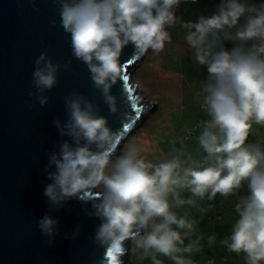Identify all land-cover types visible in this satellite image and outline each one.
<instances>
[{
	"label": "clouds",
	"instance_id": "obj_1",
	"mask_svg": "<svg viewBox=\"0 0 264 264\" xmlns=\"http://www.w3.org/2000/svg\"><path fill=\"white\" fill-rule=\"evenodd\" d=\"M186 2L58 0V11L73 56L87 65L113 115L118 99L112 88L124 79V48L133 45L137 56L149 50L158 55L172 43L170 30L184 29L194 60L207 72L200 100L208 119L197 137L202 155L193 158L173 148L153 162L134 143L117 155L119 131L99 114V105L73 92L65 98L67 120L53 121L68 139L48 153L44 170L50 183L43 194L54 211L71 199L92 204L89 215L101 221L92 238L109 264H124L122 257L129 254L151 264H165L163 258L197 264L192 256L202 252L205 236L197 218L182 210L194 208L202 218L208 209L198 201L237 196L236 219L221 244L243 254L245 264H264V145L246 143L253 126L264 125V0H220L211 14L187 21L177 15ZM35 65L36 91L29 96L43 107L61 64L42 52ZM243 188L246 194L239 195ZM37 226L52 245L59 220L46 213ZM78 235L79 229L71 238ZM215 242V235L207 236L209 246Z\"/></svg>",
	"mask_w": 264,
	"mask_h": 264
},
{
	"label": "water",
	"instance_id": "obj_2",
	"mask_svg": "<svg viewBox=\"0 0 264 264\" xmlns=\"http://www.w3.org/2000/svg\"><path fill=\"white\" fill-rule=\"evenodd\" d=\"M58 9V0H0V264H109L105 249L92 238L101 223L89 215L92 204L71 199L54 211L43 194L50 183L44 170L48 153L68 139L60 137L53 121L67 120L69 94L85 96L119 131L117 154L151 109L133 80L147 53L137 56L133 45L124 48L121 63L128 80L120 79L112 88L118 99V112L113 115L93 85L87 65L73 56L71 37L60 26ZM42 52L61 64L58 83L45 93L48 104L43 107L29 96L36 91L33 71ZM64 64H69L67 70ZM46 213L59 220L52 245L37 226ZM77 229L79 235L71 238Z\"/></svg>",
	"mask_w": 264,
	"mask_h": 264
},
{
	"label": "rangeland",
	"instance_id": "obj_3",
	"mask_svg": "<svg viewBox=\"0 0 264 264\" xmlns=\"http://www.w3.org/2000/svg\"><path fill=\"white\" fill-rule=\"evenodd\" d=\"M219 2L220 0H196V3H191L189 0L181 4L177 15L186 21L195 20L201 14H211ZM170 31L173 37L172 43L166 44L164 51L158 55L149 50L133 72V80L138 84L146 105L151 106V109L144 112L145 118L142 125L124 142L117 155L121 154L129 143L138 145L141 155L153 162L164 159L173 148L183 150L185 154H190L193 158H199L202 155L197 137L202 131L201 122L208 119L200 100L201 85L207 79V72L194 60L192 51L184 41L185 30L177 26ZM257 142L264 145V125H254L246 141V143ZM97 191L100 190L97 189ZM241 191L246 193L245 189ZM216 197L218 200L215 201V206L218 214L209 209L201 218L196 209L190 210L188 206H185L182 211H187L197 218L198 229L205 226L212 227L214 221L219 219V214H222L224 219L226 214L234 210L232 204L237 203V196L222 197L217 194ZM198 203L208 209V205L213 204L214 201L205 199ZM225 205L231 209L221 210ZM192 210L194 213L196 211L195 215ZM212 216L214 217L211 218ZM223 219L219 224L223 222ZM208 251L210 250L203 248L202 252L193 254V257L201 254V262L199 260L196 262L205 263L211 257ZM242 255H238L239 260H236V264H245ZM125 259V264H151L150 260L141 261L131 254ZM163 259L165 264H172L170 260ZM233 262L234 259H228L226 264Z\"/></svg>",
	"mask_w": 264,
	"mask_h": 264
},
{
	"label": "crops",
	"instance_id": "obj_4",
	"mask_svg": "<svg viewBox=\"0 0 264 264\" xmlns=\"http://www.w3.org/2000/svg\"><path fill=\"white\" fill-rule=\"evenodd\" d=\"M243 189H245V192H246V188H243ZM241 193L246 194L243 191H241L239 193V195H241ZM216 200H218L217 197H215V199H213V201H214L213 204L208 205V210L210 209L211 211H215V214H218V213H216V211H218V209L215 206ZM221 203L225 204L223 202H221ZM235 204L236 203H233L232 206L234 207ZM191 209L192 208H190V210ZM228 209L230 210L231 208H229L227 205H225L224 208H221V210H228ZM192 213H194L193 210H192ZM195 213H196V211H195ZM195 213H194V215H195ZM219 215H220L219 219H217L215 221L212 219L214 221V224L212 227H208V226L201 227L198 229V231L200 233L204 234V236H205V240L203 241V244H204V248H206L207 250H210V251H208L209 255L211 256L209 259H213L214 262H216V264H226V263H228V259H230V260L234 259V262L232 264H236V260H239L238 255L235 253H229L227 251V248L221 244V241L224 240L231 232V227H232V224L234 222L235 212L233 210L232 212L226 214V216H224V219L222 217V214H219ZM213 217L214 216H212L211 218H213ZM222 219H223V222L219 224V222L222 221ZM217 230H218V232H217ZM209 235H215V237H216V242L211 246H209L207 244V236H209ZM213 248H216V250H212ZM243 257L244 256L242 255V258ZM192 259L195 261L199 260L201 262V260H202L201 254L197 255V257L192 256ZM197 264H199V263H197Z\"/></svg>",
	"mask_w": 264,
	"mask_h": 264
},
{
	"label": "snow or ice",
	"instance_id": "obj_5",
	"mask_svg": "<svg viewBox=\"0 0 264 264\" xmlns=\"http://www.w3.org/2000/svg\"><path fill=\"white\" fill-rule=\"evenodd\" d=\"M132 63H133V60L129 59L128 60V64H132ZM124 80L127 81L128 80V77L127 76H124ZM129 91H131V88H129Z\"/></svg>",
	"mask_w": 264,
	"mask_h": 264
},
{
	"label": "built area",
	"instance_id": "obj_6",
	"mask_svg": "<svg viewBox=\"0 0 264 264\" xmlns=\"http://www.w3.org/2000/svg\"><path fill=\"white\" fill-rule=\"evenodd\" d=\"M209 261H211L212 264H214V260H213V259H209V260H207L206 264H209Z\"/></svg>",
	"mask_w": 264,
	"mask_h": 264
},
{
	"label": "trees",
	"instance_id": "obj_7",
	"mask_svg": "<svg viewBox=\"0 0 264 264\" xmlns=\"http://www.w3.org/2000/svg\"><path fill=\"white\" fill-rule=\"evenodd\" d=\"M209 1V0H208ZM209 260V259H208ZM207 262V261H206ZM206 262L205 263H203V264H206ZM214 264H216V262H214Z\"/></svg>",
	"mask_w": 264,
	"mask_h": 264
}]
</instances>
